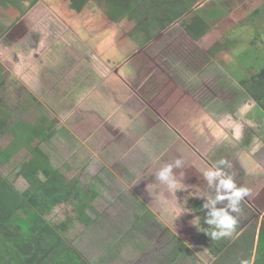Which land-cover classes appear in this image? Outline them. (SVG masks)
<instances>
[{"label": "rangeland", "instance_id": "rangeland-1", "mask_svg": "<svg viewBox=\"0 0 264 264\" xmlns=\"http://www.w3.org/2000/svg\"><path fill=\"white\" fill-rule=\"evenodd\" d=\"M158 1L160 3L154 0H15L14 4L0 6L1 105L14 110L17 104L28 106L29 92L48 109L51 125L59 132L54 144H49L50 148H55L52 152L55 164L70 178H79L85 189L97 190L99 186V181H92L95 178L89 176L96 171H90L87 166L95 155L91 148L97 154L104 141L96 140L99 135L96 126L107 116L102 105H129V82L148 105L160 112L148 113L155 115L157 122L164 119L172 126L178 117L174 113L176 105L178 109L180 100L189 103V97L210 108L236 109L245 100L237 93L240 90L238 82L245 75L243 72L249 76L264 65L263 48L252 47L250 57L243 55L244 47L255 46L264 39V0H182L183 3L191 1L193 7L180 18H174L163 7L162 0ZM248 1L250 3L246 4ZM260 3L262 8L258 6ZM26 9L20 19L12 16ZM199 16L205 19L208 29L204 37L195 42L184 33L182 26H194ZM56 43L58 49L53 50ZM79 43H83V47ZM227 46L230 49H226ZM210 51L220 63L216 77L212 76L214 66ZM56 52L63 63L51 66L50 59H55ZM254 53L262 55V59L253 58ZM237 57L238 63L232 65ZM165 58L169 62L163 63ZM170 62L178 63L176 70L181 67L183 70L175 73ZM246 64H253L255 69H245ZM148 68L152 69L147 77L149 81L145 79ZM35 70L42 73L35 74ZM200 70L209 74L201 82L202 86L193 87L186 78L179 77ZM252 101L250 98V103L254 104ZM87 105H101L102 110L96 108L94 113L83 114L80 109ZM24 108L16 111L11 120L23 114L24 119L35 123L42 113L34 111L38 108ZM142 116L147 118L145 114ZM122 121L121 117L112 124L117 134L109 136L108 140L116 139L115 143L127 137L125 133L119 135L123 130L117 127ZM221 125L224 128L227 123ZM155 127L158 129L154 135H159V123ZM209 130L199 126L196 136H202L199 140H212L210 137L214 135ZM88 131L90 135H86ZM189 131L193 135V129ZM219 135L227 136L222 131ZM175 136L178 137V132ZM9 140L10 137H3L2 144ZM92 140L101 145L91 143ZM227 144L226 141L222 145L226 147ZM14 166L15 163H0L1 174L9 175ZM259 170L264 171V165ZM11 178L17 188L27 187L24 179L15 178L14 174ZM111 179L107 177V184L100 183L106 189L100 192L99 199L97 195L94 198L95 209L89 215L95 220L90 225L76 223L69 234L77 250L97 264H116L111 246L121 231L126 234L134 229L130 214L140 207L130 202L138 192L115 187ZM253 185L258 186V183ZM72 209L70 203L62 205L48 217L60 222Z\"/></svg>", "mask_w": 264, "mask_h": 264}, {"label": "crops", "instance_id": "crops-1", "mask_svg": "<svg viewBox=\"0 0 264 264\" xmlns=\"http://www.w3.org/2000/svg\"><path fill=\"white\" fill-rule=\"evenodd\" d=\"M248 3L250 2H246ZM258 6L262 8L263 5L261 6L260 3ZM182 27L188 37L195 42L199 41L190 34L187 27ZM262 40L259 39L258 41L261 42L259 44L257 42L255 46L244 47L243 55L250 57L249 49L252 47L264 49V39ZM79 44L83 47V43ZM52 49H58L57 43ZM226 49L230 47L227 46ZM209 55L214 66L212 76L216 77L217 65L220 63L213 52L210 51ZM60 57L56 52L55 59H50V65L63 63ZM257 57L262 59L263 56L254 53L253 58ZM164 60L163 63L169 62L167 58ZM235 61L236 59L232 61V65L238 63V57ZM177 65L178 63L170 62L175 73L183 70L182 67L176 70ZM251 67L254 68V65L246 64L245 69L250 71ZM151 70L148 68L145 73L147 81ZM225 70L227 71L226 68L223 69L224 72ZM39 72L42 73L40 70H35L33 73ZM243 74L245 75L238 82L240 90L237 93L241 95V100L244 98L245 100L240 102L236 109L227 108L225 111L217 106L210 108L189 97V103H198L194 105L187 103L186 100H180L179 108L177 109L176 105L174 111L178 114L177 121H174L172 126L164 122L161 115L158 114V118L163 120L157 122V117L148 113L160 112L154 109V106L153 108L148 105L136 93L135 87H130L132 85L130 82L127 84L130 90L127 97L131 102L128 103L129 105L127 103L113 107L108 104L102 105L106 109L107 116L105 121L98 125L99 127L96 126L99 133L96 140L104 141L100 146L101 144L99 145L96 140H92L91 143L100 146L101 150L96 154L91 148V152L95 155L87 166L90 171L91 169L96 171L95 174L87 173L95 178L92 181H99L97 197L99 199L100 192L106 189V186H100V183L107 184V177H112L110 182L115 187H127L131 193H139L132 197L133 201L130 200L131 203L140 205L130 214V222L134 229L126 234L121 231L111 246L110 252L116 264H240V260L248 258L253 251L256 253L255 264L257 261L260 262L259 264H264V171L259 170L264 165V88L255 86V81L264 79V65L253 73L250 72L249 76L248 73L243 72ZM124 75L126 76L125 73ZM208 75L200 70L187 75L183 73L179 77L186 78L194 87L202 86L201 82L209 77ZM38 86L40 87L39 84ZM250 98L254 104L250 103ZM102 106L87 105V107L82 106L83 110H80L83 114L94 113L96 108L102 110ZM144 114L146 119L142 116ZM121 117L123 123L120 122L117 128L123 131L119 135L125 133L127 137L124 136V139L114 143L116 139L108 140L109 136L117 134L111 126ZM155 122L159 123L161 129L159 135H154L158 129L155 127ZM225 123L227 125L223 128L221 124ZM199 126L204 130L210 129V134L214 135L210 137L212 140H199L202 137L196 136ZM65 127L71 130L68 125ZM189 128L193 129V135L190 134ZM221 131L227 136L224 138L220 136ZM177 132L178 137L175 136ZM87 134L90 135L91 132L88 131ZM74 137L79 140L76 134ZM226 141L229 144L223 147L222 144ZM236 150L237 153L233 152ZM237 157L241 160L239 161ZM177 158L184 160V166L174 169V172L180 177L182 187L185 189L178 190L175 194L168 192L165 185L155 180V173L161 166ZM221 158L227 160L230 165V167L224 166V170L233 175L238 186L250 189V195L242 201V211L235 214L238 216V222L233 235L213 240L193 225L192 220L196 218L202 227H210L203 220L206 215V210L203 209L205 199L196 195L205 191L214 195V192L208 189L202 173ZM253 183H258V186H254ZM220 206L222 205H218ZM93 209H95V200ZM212 257H215L214 261Z\"/></svg>", "mask_w": 264, "mask_h": 264}, {"label": "trees", "instance_id": "trees-1", "mask_svg": "<svg viewBox=\"0 0 264 264\" xmlns=\"http://www.w3.org/2000/svg\"><path fill=\"white\" fill-rule=\"evenodd\" d=\"M14 1L0 0L6 3L0 6L14 4ZM162 2L174 18L182 17L193 7L191 1ZM26 12L27 9L21 10L12 16L20 19ZM187 28L196 40H200L208 26L199 16L196 24ZM255 86L264 88V79L255 81ZM27 99L28 106L17 104L14 110L3 107L0 97V163H15L9 175L0 172V264H97L84 257L69 237L76 223L90 225L94 221L89 214L94 207L96 189L83 188L79 178H70L55 164L52 157L55 148L53 145V149L50 148L49 144H54L59 132L51 125L49 110L29 92ZM24 107L38 108L34 111L42 112L35 123L24 119L23 114L11 120L15 112ZM5 136L10 140L3 145ZM13 174L26 181L25 189L17 188L11 178ZM69 203L73 209L65 219L60 222L49 219L57 207Z\"/></svg>", "mask_w": 264, "mask_h": 264}, {"label": "clouds", "instance_id": "clouds-1", "mask_svg": "<svg viewBox=\"0 0 264 264\" xmlns=\"http://www.w3.org/2000/svg\"><path fill=\"white\" fill-rule=\"evenodd\" d=\"M184 166V160L175 159L173 162L161 166L155 173V180L166 186L167 191L175 193L182 187L181 179L176 175L174 169H180ZM224 166H229L228 161L221 158L215 161L203 171V178L207 183L208 189L214 192H199L198 197L204 198L203 209L206 215L203 217L204 223L210 227L204 228L201 223L195 219L193 225L201 231H204L213 240H220L225 237H231L236 230L238 214L242 211L241 203L250 195V189L244 186H238L233 175L224 170ZM183 174L181 173V176ZM218 205H222L218 207ZM179 215V213H178ZM213 261L215 257H212ZM256 253H253L245 259L240 260V264H255Z\"/></svg>", "mask_w": 264, "mask_h": 264}]
</instances>
